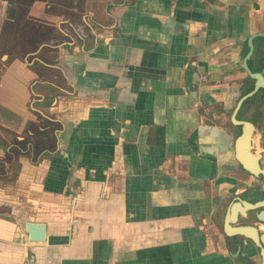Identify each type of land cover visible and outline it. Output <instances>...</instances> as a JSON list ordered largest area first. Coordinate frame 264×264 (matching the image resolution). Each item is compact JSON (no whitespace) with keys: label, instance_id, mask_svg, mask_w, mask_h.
<instances>
[{"label":"crops","instance_id":"1","mask_svg":"<svg viewBox=\"0 0 264 264\" xmlns=\"http://www.w3.org/2000/svg\"><path fill=\"white\" fill-rule=\"evenodd\" d=\"M33 1L0 0V126L26 132L0 157V264H261L253 243L223 233V217L235 196L264 197L234 159L229 118L264 0L46 3L36 28ZM12 2L27 37L62 15L89 17L95 34L57 46L60 69L50 51L26 67L9 56ZM17 89L27 116L15 122ZM27 222L45 224L44 241L29 240Z\"/></svg>","mask_w":264,"mask_h":264},{"label":"water","instance_id":"2","mask_svg":"<svg viewBox=\"0 0 264 264\" xmlns=\"http://www.w3.org/2000/svg\"><path fill=\"white\" fill-rule=\"evenodd\" d=\"M9 15H12V9ZM263 36L264 33L251 35L247 40L248 52L242 58V67L248 77L254 81L253 88L240 96L236 101L231 113L230 121L240 129L239 134L233 141V156L243 170L254 178L261 180L264 191V166L261 163L262 154L255 151V124L248 119L238 118V112L242 104L254 96L259 88L264 89V67L262 71H252L248 66V60L253 52V38ZM253 212V222L241 224L240 218L249 216ZM264 224V197L254 201L242 199L235 196L227 205L223 217V233L231 238L233 242L238 241V237L249 240L259 250L261 264H264V228L259 229V225ZM25 230L30 241L42 242L45 240V224L37 222H27Z\"/></svg>","mask_w":264,"mask_h":264},{"label":"flooded vegetation","instance_id":"3","mask_svg":"<svg viewBox=\"0 0 264 264\" xmlns=\"http://www.w3.org/2000/svg\"><path fill=\"white\" fill-rule=\"evenodd\" d=\"M80 0H34L33 3H36L35 12L32 13L35 22H32L33 27H39V18L43 14V6L46 3L50 4L52 8L57 6L63 7L67 6L69 9L78 5ZM17 3L12 2L8 5L7 8V16L15 18V7ZM42 6V7H41ZM107 8V6H106ZM12 9V15H9L10 10ZM96 23V22H95ZM92 19L89 17L82 16L77 21H71L69 18H65V15L61 16V19L58 20L51 28V31L38 32L34 29L27 37L26 30L23 31L22 24L16 21H13L11 29L9 30L10 33V40H11V49L9 52V56L12 57L14 60H20L26 67L35 68L40 65H44L47 62L43 59V55L45 52L50 51V60L52 61L51 67L57 69L59 67L55 66L57 53V46H65L68 50L70 47L78 41H85L90 37V35H94L95 31L93 29ZM257 33H264V31L259 32H251L248 34L245 40L246 44V51L245 54L248 52L247 47V40L248 38ZM244 54V56H245ZM46 56V55H44ZM248 66L252 71H262L264 67V37L263 36H255L253 38V52L248 60ZM60 69V68H59ZM62 72V69L59 70ZM242 72L245 74V78L243 79V88L245 86H250V91L253 88L254 81L250 79L246 73V71L242 67ZM264 76V74H263ZM248 80L251 81L248 83ZM247 91V92H248ZM253 99L264 100V89L259 88L254 96ZM254 123V122H253ZM255 124V123H254ZM256 126V124H255ZM264 132H262L263 134ZM7 148L5 149V151Z\"/></svg>","mask_w":264,"mask_h":264},{"label":"rangeland","instance_id":"4","mask_svg":"<svg viewBox=\"0 0 264 264\" xmlns=\"http://www.w3.org/2000/svg\"><path fill=\"white\" fill-rule=\"evenodd\" d=\"M3 70L2 68L0 69V71ZM251 82L248 80V83ZM15 94L13 95V97L10 95L9 97V100H14V106L18 108L16 114H15V122L16 120H19V117L22 118L24 116H27V113H23L22 111H19V109H21V99L18 97V89L17 91H14ZM2 98H6L5 96H1L0 97V100ZM3 107V105H0ZM20 106V108H19ZM5 107V106H4ZM8 113L5 112V111H2L0 110V121H1V117L3 115H7ZM245 117L249 118V119H253L254 123L256 124V131H260V130H264V100H259V99H253L251 98L250 101L246 104V107L243 111V113ZM8 116V115H7ZM43 124V123H42ZM27 127V125L25 126ZM235 130H238L237 128ZM21 136V137H24L26 135V132L23 131L22 133H19L15 130H11L10 128H7V127H2L0 126V150H2L4 153H1L0 152V157L1 159H6L8 158L9 159V156L10 154H6V151L5 149L7 148V145H9V143H7V140L9 138V136ZM11 139L12 142H16V138L14 137V139ZM27 138V137H26ZM49 140L48 143H51L50 139L48 136H47V133H46V136L44 138V140ZM2 140V141H1ZM41 141L38 140V142L36 143V147L40 146V143ZM18 146L20 148H22V146L24 145L23 143L19 142L17 143ZM14 152L16 151V149H12ZM256 153H260L257 149V152ZM15 164L13 163L12 166H10V168L12 169V167H16L14 166ZM3 167H5V165H3L2 163H0V171L3 172L4 170H7V169H3ZM4 177V176H3ZM2 184V182H0V185Z\"/></svg>","mask_w":264,"mask_h":264},{"label":"trees","instance_id":"5","mask_svg":"<svg viewBox=\"0 0 264 264\" xmlns=\"http://www.w3.org/2000/svg\"><path fill=\"white\" fill-rule=\"evenodd\" d=\"M249 89H250V86H245V87L241 90V94L239 95V97L242 96L243 94H245ZM250 99H251V98H250ZM250 99H247V100L242 104V106H241V108H240V110H239V112H238V118H244V119H248V120H251L252 122H254L253 119H249V118H247V117H242V116H243L242 113H243V111H244V109H245V107H246V104L250 101ZM49 145H50V144H48V146H49ZM52 151H53V149H48V150H46L45 152H46V153H52ZM262 195L264 196V192L262 193Z\"/></svg>","mask_w":264,"mask_h":264}]
</instances>
